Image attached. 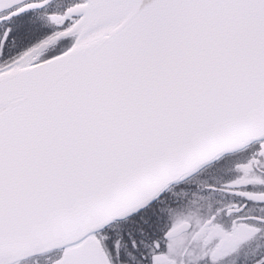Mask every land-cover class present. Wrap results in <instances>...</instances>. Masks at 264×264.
Instances as JSON below:
<instances>
[{"label": "snow or ice", "instance_id": "6c2138e0", "mask_svg": "<svg viewBox=\"0 0 264 264\" xmlns=\"http://www.w3.org/2000/svg\"><path fill=\"white\" fill-rule=\"evenodd\" d=\"M264 264V0H0V264Z\"/></svg>", "mask_w": 264, "mask_h": 264}, {"label": "flooded vegetation", "instance_id": "af4514ba", "mask_svg": "<svg viewBox=\"0 0 264 264\" xmlns=\"http://www.w3.org/2000/svg\"><path fill=\"white\" fill-rule=\"evenodd\" d=\"M32 264H53V258L48 255L38 256L33 259Z\"/></svg>", "mask_w": 264, "mask_h": 264}]
</instances>
